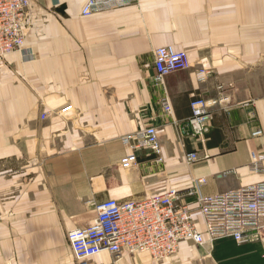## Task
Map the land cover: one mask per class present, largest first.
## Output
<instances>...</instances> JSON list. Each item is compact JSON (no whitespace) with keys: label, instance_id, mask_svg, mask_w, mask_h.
<instances>
[{"label":"crops","instance_id":"obj_1","mask_svg":"<svg viewBox=\"0 0 264 264\" xmlns=\"http://www.w3.org/2000/svg\"><path fill=\"white\" fill-rule=\"evenodd\" d=\"M86 1L30 0L28 53L0 59V264H79L68 233L108 199L202 178L200 196L264 181L251 168L264 145V0H136L85 18ZM168 45L187 51L190 66L156 85L155 52ZM201 69L209 74L199 82ZM195 98L224 99L204 142L186 126ZM150 126L163 162L140 149L137 167L123 169L122 138ZM191 151L209 157L188 166ZM90 264H264V236L183 241L163 260L104 252Z\"/></svg>","mask_w":264,"mask_h":264},{"label":"built area","instance_id":"obj_2","mask_svg":"<svg viewBox=\"0 0 264 264\" xmlns=\"http://www.w3.org/2000/svg\"><path fill=\"white\" fill-rule=\"evenodd\" d=\"M136 0H87L81 16L123 9ZM30 0H0V59L14 53L27 52V21L30 15ZM185 50L172 45L160 47L155 52L154 76L156 85H162L167 76L189 68ZM209 72L201 69L196 73L199 82ZM224 99L208 101L195 98L191 101L192 116L187 120L190 135L204 142L213 117V108ZM162 106L170 114L173 107L170 99L162 98ZM254 101L240 104L253 107ZM46 118V114L42 116ZM257 129L253 136H261ZM123 145L131 152L120 163L125 170L138 165L137 150L148 149L162 163L161 141L157 127L150 126L122 138ZM209 155L198 151L185 155V163L191 166ZM264 145L261 151L252 153V171H264ZM205 179L193 181L185 188L174 186L160 193L125 200L108 199L95 204L97 217L87 226L71 230L68 242L79 264L104 252L114 256L149 253L156 260L175 256L183 241H192L203 246L218 239L230 238L239 244L250 243L264 236V181L244 188L216 195H199V187ZM190 199L195 200L192 208ZM197 210L203 226L195 216Z\"/></svg>","mask_w":264,"mask_h":264},{"label":"rangeland","instance_id":"obj_3","mask_svg":"<svg viewBox=\"0 0 264 264\" xmlns=\"http://www.w3.org/2000/svg\"><path fill=\"white\" fill-rule=\"evenodd\" d=\"M30 16H31V11H30V15H29L28 19H30ZM27 36H28V34H27ZM27 36H26V39H27V41H26V45H27V43H28V38H27ZM26 53H28V45H27V52H25L24 54H26ZM44 114H46V113H43V114L41 115V118H42V119H44V118L42 117ZM46 117H47V114H46Z\"/></svg>","mask_w":264,"mask_h":264}]
</instances>
